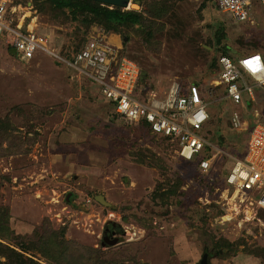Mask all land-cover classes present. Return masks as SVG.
Here are the masks:
<instances>
[{
	"label": "rangeland",
	"instance_id": "374dc122",
	"mask_svg": "<svg viewBox=\"0 0 264 264\" xmlns=\"http://www.w3.org/2000/svg\"><path fill=\"white\" fill-rule=\"evenodd\" d=\"M161 1L128 6L143 14L139 28L108 30L71 21L46 0H8L9 25H34L58 58L43 52L24 61L0 41V210L7 215L6 222L0 216V264L16 256L15 264H199L205 252L208 264H264L263 210L220 222L229 215L222 177L230 158L217 155L200 172L168 138L119 119L98 85L63 61L104 36L117 60L136 62L143 83L162 92L173 80L210 87L220 54L264 53L259 5L246 23L216 0ZM256 90L260 106L264 93ZM214 91L208 134L227 154L241 155L252 107L221 100L220 86ZM232 110L247 128H231ZM248 194L255 200L258 191ZM104 227L115 244H102Z\"/></svg>",
	"mask_w": 264,
	"mask_h": 264
},
{
	"label": "built area",
	"instance_id": "2783aa9c",
	"mask_svg": "<svg viewBox=\"0 0 264 264\" xmlns=\"http://www.w3.org/2000/svg\"><path fill=\"white\" fill-rule=\"evenodd\" d=\"M264 11V0H216V7L230 15L233 20L253 23L256 6ZM14 7L8 0H0V41L13 49L21 60L28 61L45 52L57 55L47 47L46 37L40 35L34 25L22 27L21 21L10 26L9 17ZM93 37V36H92ZM91 37V38H92ZM75 53L68 62L77 74L97 84L103 98L108 99L115 115L128 124L145 123L148 130L174 143L175 153L186 161H192L200 172L213 167L217 155H226L231 163L222 177L223 199L226 204L224 223L243 212L242 221L257 217L264 211V99L258 106V88L264 93V53L251 51L233 58L229 54L217 57L219 71L211 86L202 88L201 83H183L173 80L160 92L144 81L142 69L133 60L121 57L118 60L113 48L105 44L104 36L93 37ZM249 79V82H247ZM220 86L221 100H230L233 105L252 107V124L249 137L241 155L227 154L224 148L210 137L209 108ZM264 97V96H263ZM231 128H247L236 110L231 112ZM256 190L252 199L248 191ZM226 216V218H225ZM260 222L261 219L258 218Z\"/></svg>",
	"mask_w": 264,
	"mask_h": 264
},
{
	"label": "trees",
	"instance_id": "16d2710c",
	"mask_svg": "<svg viewBox=\"0 0 264 264\" xmlns=\"http://www.w3.org/2000/svg\"><path fill=\"white\" fill-rule=\"evenodd\" d=\"M46 1H48L49 5L52 8L63 11L67 19L71 21H76L81 25L84 24L88 26L92 22L97 21L101 23L103 27H105V29H108V30L118 29L124 25H130L131 27H134L135 29H137L140 27V25H142L141 19L143 17V14L140 11H136L131 8L125 9L123 6H120V5L102 3L100 0H46ZM162 2L163 0L160 3ZM126 40H127V36L125 35L122 38V43L124 44ZM11 50L13 51L12 48ZM78 50L79 49H77L73 53V55L70 57V60L73 59L75 53ZM141 124L142 126H145L147 128L145 123H141ZM1 212L2 210H0V216L4 219L1 222H4V221L6 222L7 215L5 216ZM226 244H228V242H226ZM221 245L222 244H219V243L215 245L217 247L214 248V250L217 253L220 252V248L222 247ZM0 246H2L1 243H0ZM0 252H3V251H0ZM7 258H8V261L5 264L18 263L17 256L14 261H12L13 258H11V261H9V257Z\"/></svg>",
	"mask_w": 264,
	"mask_h": 264
},
{
	"label": "water",
	"instance_id": "95a60500",
	"mask_svg": "<svg viewBox=\"0 0 264 264\" xmlns=\"http://www.w3.org/2000/svg\"><path fill=\"white\" fill-rule=\"evenodd\" d=\"M102 3H109V4H114V5H120L123 7H128L129 5H132L133 8H138L140 5V0H133L132 3H129V0H100ZM144 73V72H143ZM101 203H104L105 205H109L110 203L107 202L102 195H97L96 197ZM118 240V237L113 236L112 239H110L108 236L103 237V242L102 244H115ZM208 254L205 252L202 255V258L200 260L199 264H208Z\"/></svg>",
	"mask_w": 264,
	"mask_h": 264
},
{
	"label": "flooded vegetation",
	"instance_id": "af4514ba",
	"mask_svg": "<svg viewBox=\"0 0 264 264\" xmlns=\"http://www.w3.org/2000/svg\"><path fill=\"white\" fill-rule=\"evenodd\" d=\"M113 229H110L109 227H104L103 236L112 237L115 236V233H113Z\"/></svg>",
	"mask_w": 264,
	"mask_h": 264
},
{
	"label": "crops",
	"instance_id": "0c3cea01",
	"mask_svg": "<svg viewBox=\"0 0 264 264\" xmlns=\"http://www.w3.org/2000/svg\"><path fill=\"white\" fill-rule=\"evenodd\" d=\"M110 37V36H109ZM115 44L117 45V46H119V45H122V40L120 41V39L118 40V42H115ZM145 73V72H144ZM163 89H165V88H163Z\"/></svg>",
	"mask_w": 264,
	"mask_h": 264
},
{
	"label": "clouds",
	"instance_id": "9594fccd",
	"mask_svg": "<svg viewBox=\"0 0 264 264\" xmlns=\"http://www.w3.org/2000/svg\"><path fill=\"white\" fill-rule=\"evenodd\" d=\"M130 3V2H129ZM125 8V7H124ZM126 8H128V7H126ZM144 72V71H143ZM143 75H144V77H145V73H143ZM145 79V78H144Z\"/></svg>",
	"mask_w": 264,
	"mask_h": 264
},
{
	"label": "bare ground",
	"instance_id": "6f19581e",
	"mask_svg": "<svg viewBox=\"0 0 264 264\" xmlns=\"http://www.w3.org/2000/svg\"><path fill=\"white\" fill-rule=\"evenodd\" d=\"M130 6H132V5H130ZM133 7V6H132Z\"/></svg>",
	"mask_w": 264,
	"mask_h": 264
}]
</instances>
